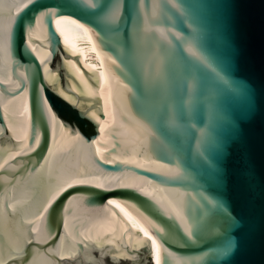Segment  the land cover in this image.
Segmentation results:
<instances>
[{
	"label": "water",
	"instance_id": "95a60500",
	"mask_svg": "<svg viewBox=\"0 0 264 264\" xmlns=\"http://www.w3.org/2000/svg\"><path fill=\"white\" fill-rule=\"evenodd\" d=\"M100 3L0 0V264H264V0Z\"/></svg>",
	"mask_w": 264,
	"mask_h": 264
},
{
	"label": "bare ground",
	"instance_id": "6f19581e",
	"mask_svg": "<svg viewBox=\"0 0 264 264\" xmlns=\"http://www.w3.org/2000/svg\"><path fill=\"white\" fill-rule=\"evenodd\" d=\"M66 52L71 56H81L83 66L88 72H103L107 75L109 84V118L112 121L130 129L139 138L140 147L136 158V165L145 167L150 166V156L144 132L137 119L129 110L127 102V89L116 81L109 69V59L103 53L98 51L97 47L92 44H84L80 49H68ZM115 94L119 95L118 104L115 102ZM116 105H119L118 109L116 108ZM142 150L144 152L143 155H141ZM134 232L151 234L146 226H139L134 229ZM153 240L154 251L151 255V259L155 264H160V245L154 237Z\"/></svg>",
	"mask_w": 264,
	"mask_h": 264
},
{
	"label": "snow or ice",
	"instance_id": "6c2138e0",
	"mask_svg": "<svg viewBox=\"0 0 264 264\" xmlns=\"http://www.w3.org/2000/svg\"><path fill=\"white\" fill-rule=\"evenodd\" d=\"M34 2V0H33ZM87 6L91 9H99L102 8L103 5L100 3V0H85ZM54 11V10H53ZM45 15H47V13H45ZM121 17V9L120 7L117 5L115 7H113L111 13L109 14V19L112 21H118ZM189 236H191V232L188 233Z\"/></svg>",
	"mask_w": 264,
	"mask_h": 264
},
{
	"label": "rangeland",
	"instance_id": "374dc122",
	"mask_svg": "<svg viewBox=\"0 0 264 264\" xmlns=\"http://www.w3.org/2000/svg\"><path fill=\"white\" fill-rule=\"evenodd\" d=\"M115 97H116V98H115V100H116L115 102H116V104H118V103H119V100H118V99H119V95H116V94H115ZM118 107H119V105H116V108H117V109H118ZM143 154H144V152H143V150H142L141 155H143Z\"/></svg>",
	"mask_w": 264,
	"mask_h": 264
}]
</instances>
